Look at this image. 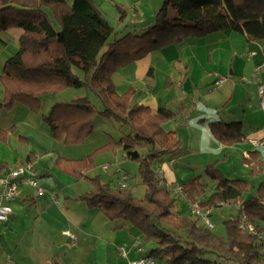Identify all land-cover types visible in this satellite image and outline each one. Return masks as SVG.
I'll use <instances>...</instances> for the list:
<instances>
[{
    "label": "trees",
    "instance_id": "obj_1",
    "mask_svg": "<svg viewBox=\"0 0 264 264\" xmlns=\"http://www.w3.org/2000/svg\"><path fill=\"white\" fill-rule=\"evenodd\" d=\"M9 30L20 31L19 49L1 70L0 109L9 111L20 104L36 110L45 95L85 89L98 97L103 109L96 110L87 97L53 105L44 122L55 140L63 139L65 146L81 144L93 133L97 116L127 129L100 151L120 150L125 160L138 163L144 197L135 199L128 185L120 189L115 180L103 183L87 176L93 154L80 160L58 158L56 164L63 171L91 185L81 200L109 221L130 223L141 243L152 242L148 257L155 264H264V238L239 228L243 212L257 233L264 234V182L257 196L243 200L249 181L229 180L216 162L210 163L204 174L215 185L213 193L201 202L208 184L196 177L182 186L187 201L198 202L203 209L238 205L237 218L223 223L222 237L190 214L182 216L175 210L177 200L152 169L161 156L179 147L175 134L162 127L176 115L164 108L152 114L147 107L133 104V90L119 95L112 81L117 70L185 39L231 30L251 42H264V0H162L151 24L131 28L112 42L108 41L115 28L92 0H0V33ZM208 127L223 146L245 140L239 122H212ZM259 158L252 152L245 159L249 179L262 172Z\"/></svg>",
    "mask_w": 264,
    "mask_h": 264
},
{
    "label": "crops",
    "instance_id": "obj_2",
    "mask_svg": "<svg viewBox=\"0 0 264 264\" xmlns=\"http://www.w3.org/2000/svg\"><path fill=\"white\" fill-rule=\"evenodd\" d=\"M92 1L107 21L118 23L123 15L122 25L128 29L151 24L162 4V0ZM19 37L18 30L0 33L2 67L18 51ZM263 66L264 51L260 43L229 30L169 45L113 74L119 95L133 90V104L147 107L152 114L164 108L176 115L165 124L167 130H164L175 134L179 147L174 153L161 156L157 161L159 169L155 170L163 187L174 183L169 168L185 153L199 156L200 169L205 170L208 164L215 163L213 157L217 153L228 150L241 155L244 164L249 153L257 152L262 172L249 179L250 188L258 189L264 182V145L255 144L264 140V109L258 96L259 83L264 82ZM219 79L225 82L215 88ZM2 100L0 87V103ZM12 110L0 109V130L4 131L0 137V172L3 168L26 164L29 174L24 169L25 174L17 181V196L10 203L11 215L0 222V264H133L148 257L151 248L147 252L142 250L137 230L122 222L109 221L98 209L81 200L91 189L86 180H75L54 169V174H50L51 165L40 167L36 157L40 150L32 145L30 134L16 127ZM23 121V124L28 122ZM212 122L241 123L245 140L219 147L221 144L208 127ZM68 148L61 139L49 147V153L53 152L51 157L56 160L63 159ZM142 152L145 154L146 150ZM117 170L123 171L115 167L112 180L116 181ZM35 177L41 179L37 183L46 189L42 196L27 183ZM62 177L65 184L59 187ZM209 196L204 195L200 201H206ZM230 207L239 213L238 205ZM212 214L210 209V217Z\"/></svg>",
    "mask_w": 264,
    "mask_h": 264
},
{
    "label": "rangeland",
    "instance_id": "obj_3",
    "mask_svg": "<svg viewBox=\"0 0 264 264\" xmlns=\"http://www.w3.org/2000/svg\"><path fill=\"white\" fill-rule=\"evenodd\" d=\"M105 19V18H104ZM106 20V19H105ZM113 28H115V34L111 36L108 42H112L113 40L120 38L123 34H125L128 29L125 25H122L123 20L107 21ZM56 26V25H55ZM57 28V26H56ZM138 28V27H137ZM262 50L264 51V42L260 43ZM261 55V54H260ZM263 55V54H262ZM2 60L3 55H0V74L2 70ZM262 74L264 75V66L261 69ZM0 87L2 88L1 84ZM3 89V88H2ZM66 91V92H65ZM64 93L60 92L55 95H45L40 98V105L36 110L28 109L20 104H15L12 109L14 112L11 114L14 116L13 122L16 127L20 130L26 131L31 136V142L35 149L39 148V153L36 157H38V162L40 167H49L50 165V174H54V170L59 174H63L67 177H72V175L68 174L67 172L60 169V167L55 164L56 158L51 157L54 155L53 152L49 153V147L55 143V140L51 133L49 127L44 122V116L48 115L50 109L53 105L60 103V102H69L74 99H78L81 97H87L90 103L96 108V110L101 111L102 105L98 99V97L90 90H71L67 89ZM259 96V95H258ZM17 109V110H16ZM11 112V111H10ZM17 118V119H16ZM23 120H27L26 124ZM170 121L166 122L169 123ZM30 123V124H29ZM163 124V129H166L165 124ZM29 125L30 129L27 128ZM167 130V129H166ZM127 129L116 123L113 120L104 119L101 117H95L94 119V129L93 133L85 139L81 144L78 145H70L67 149L65 158L69 160H78V159H70V158H79L83 159L89 155L93 156V167L87 173L90 177H98L101 182L106 183L111 181L112 179V172L114 171L115 167L118 169H122L123 171L128 173V181L127 185L131 191L132 196L137 199L141 200L145 194V186L141 183L138 177V163L132 162L123 159L121 156L122 152L118 151L114 154V152H107V151H100V149L105 146L110 139L118 140L124 134H126ZM218 145V144H217ZM221 148L228 147V146H220ZM190 152V151H189ZM144 154V152H142ZM80 156V157H79ZM54 158V159H53ZM63 158V159H65ZM213 161L217 163V167L219 168L220 172L225 176V178L229 180H244L249 181V169L244 164L243 158L239 154H235L234 150L226 151L221 153H217L213 157ZM53 160V161H52ZM200 157L192 155L190 153H185L182 157L177 159L172 167L169 168L170 172L174 176V183L165 185L173 198L177 201L175 203V210L180 212L182 216H188V208L187 204L180 201L178 196H176L174 190L177 186H183L187 182L190 181L192 177L200 176L203 182L208 184L206 189L205 195L209 196L214 191V183H212L204 174V169H200ZM166 163V162H165ZM108 169L105 170L104 167ZM159 164L154 162L152 164L153 170L159 169ZM25 169V173L29 174V170L27 165L24 164L20 166ZM54 169V170H53ZM39 172V171H38ZM24 173V174H25ZM39 174V173H38ZM192 174V175H191ZM63 178V177H62ZM59 178V187L64 183V178ZM37 179V180H36ZM41 179L35 177V181L40 182ZM76 180V179H75ZM116 183V182H115ZM37 187L46 190L40 184L37 183ZM258 190L255 188L252 190L251 188L246 191L243 195L244 200L251 198L252 196H257ZM238 213L236 210L232 209L230 206H223L220 208L213 209V214L209 217L210 222L213 224L214 229L212 232L217 236L225 237L224 225L225 221L230 219L237 218ZM128 227L133 228L130 223L125 222ZM138 238H140L139 232L137 233ZM153 247L152 242H142L141 248L144 252H147L150 248Z\"/></svg>",
    "mask_w": 264,
    "mask_h": 264
},
{
    "label": "built area",
    "instance_id": "obj_4",
    "mask_svg": "<svg viewBox=\"0 0 264 264\" xmlns=\"http://www.w3.org/2000/svg\"><path fill=\"white\" fill-rule=\"evenodd\" d=\"M258 68L255 70V74H258ZM225 82V79H219L215 82V88H220ZM258 95L260 98V106L264 109V82H260L258 86ZM255 144L264 145V140L259 143L255 142ZM106 170L107 167L105 166ZM24 173V168L22 167H8L3 168L0 172V222H4L11 215V207L10 203L15 200L17 196V181L21 179ZM117 179L116 184L120 189H126L128 175L121 171H116ZM31 187H33L36 191V194L42 196L44 194V190L37 187V183L35 180H29L27 182ZM175 194L178 196V199L187 204L190 215L195 218L199 224L204 226L209 230H213L214 226L210 222V209H203L199 205L198 202H188L186 195L184 193L182 186H177L174 190ZM239 228L253 236H257L259 239L264 238V234H258L257 230L254 226L248 221L247 217L243 212H240L239 218ZM73 239V237L71 236ZM133 264H155L154 260L150 257H145L137 260Z\"/></svg>",
    "mask_w": 264,
    "mask_h": 264
}]
</instances>
